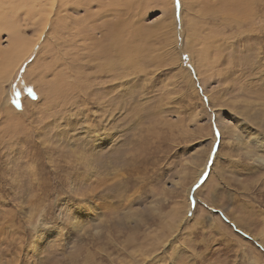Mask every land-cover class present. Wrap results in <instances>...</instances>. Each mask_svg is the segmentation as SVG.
I'll list each match as a JSON object with an SVG mask.
<instances>
[{
  "label": "rangeland",
  "instance_id": "374dc122",
  "mask_svg": "<svg viewBox=\"0 0 264 264\" xmlns=\"http://www.w3.org/2000/svg\"><path fill=\"white\" fill-rule=\"evenodd\" d=\"M31 1L0 22V49L7 22L20 39L9 62L33 47L0 78V264H260L264 0H227L250 8L230 26L218 0H93L46 42Z\"/></svg>",
  "mask_w": 264,
  "mask_h": 264
},
{
  "label": "bare ground",
  "instance_id": "6f19581e",
  "mask_svg": "<svg viewBox=\"0 0 264 264\" xmlns=\"http://www.w3.org/2000/svg\"><path fill=\"white\" fill-rule=\"evenodd\" d=\"M22 1H25V0H0V22H3L2 21V18L5 16V14H4V11H3V9H2V6H4V5H6L7 3H10V4H12L13 2L14 3H17V4H19V5H22L21 4V2ZM45 1V3H43ZM92 1L93 0H32L31 2H30V5H31V3H34L33 4V8L32 9H34L33 10V12H36V14H35V16L38 18H35L34 19V21H35V23H33V24H37L38 23V25H39V30H37L39 33V36H38V39H41V36L43 35V33H44V35H45V38L43 37V39H44V42H46L47 41V38H48V36H47V34H45L46 33V29L48 28V27H50V26H48V24L49 23H51V28H49L48 30L50 31L51 29H52V26H53V17H54V15L56 16V18H59V20H60V22H61V20H66V19H68V18H74L75 16H76V14H80V12H81V10H87V9H89V8H91L92 6ZM227 0H218V3H221L222 4V6L225 8V9H220V7H218L217 5H216V7H217V10L215 11V13L216 14H221V17H222V19H223V21L224 22H226L227 23V25L228 26H230V23L232 22L231 21V19L230 18H233L231 15H230V13L229 12H227V11H230V12H232L234 15H236L237 17H239L238 19H236V20H238V23L237 24H240L241 25V22H240V20L239 19H243L242 17L240 18V16H241V14H244L245 12L246 13H248L249 11H250V8H249V6H242L241 5V3H239V2H235V4H233V3H227L226 2ZM217 3V4H218ZM25 6V5H24ZM32 6V5H31ZM39 6V7H38ZM238 6L240 7V9L238 8ZM5 7V6H4ZM3 7V8H4ZM14 7H16V6H13L12 7V9H11V11H13V8ZM38 7V8H37ZM86 7H87V9H86ZM27 8V7H26ZM65 8H66V10H65ZM22 9V8H21ZM23 10V9H22ZM29 10V9H28ZM27 10V11H28ZM31 10V9H30ZM29 10V11H30ZM225 10H227V11H225ZM26 11V12H27ZM14 12V11H13ZM88 12H90V11H88ZM6 13H7V11H6ZM20 15H22L21 13H19ZM26 14V13H25ZM29 14V13H28ZM27 14V15H28ZM251 14V13H250ZM254 14H255V16H256V13L254 12ZM253 14V15H254ZM7 17H10L11 16V14H8L7 13ZM14 15V14H13ZM26 15V16H27ZM32 15H33V13H32ZM248 15V14H247ZM31 16V15H30ZM225 16H229V17H225ZM12 17V16H11ZM10 17V18H11ZM16 17V16H15ZM24 17V16H23ZM33 17V16H32ZM92 17V16H91ZM90 17V18H91ZM10 18H8V20L10 19ZM14 18V17H13ZM18 18V17H17ZM31 18V17H30ZM34 18V17H33ZM11 20V19H10ZM58 20V19H57ZM13 21V20H12ZM12 21H11V23H12ZM33 21V22H34ZM78 21V20H77ZM87 21V20H86ZM9 23V24H8ZM16 24V23H15ZM56 24V23H55ZM116 24V23H115ZM57 25V24H56ZM64 25V24H63ZM4 26V25H3ZM117 26V25H116ZM66 26H64V28H65ZM5 28H7L8 30H10V35L8 36L9 37V44L12 46L11 47V49H10V51H5V50H2V49H0V78H1V76H2V74H5L6 73V70L7 69H9L8 68V66L7 65H14V62H16V60H18V61H20L21 60V58L24 56V55H27L28 54V52L29 51H31V49L33 48H31V49H23V51L22 52H20L19 53V55L18 56H16V58L14 59V62L12 63L11 61L9 62V60H10V58H11V56L13 55V52L15 51L16 52V50L18 49L17 47L19 46V43H20V39H19V37H18V35H17V32L14 30V28L12 29L11 28V25H10V22H7L6 24H5ZM67 28V27H66ZM87 28V27H86ZM118 28V27H117ZM116 28V29H117ZM38 29V28H37ZM63 29V28H62ZM65 30V29H64ZM92 30V29H91ZM17 31H19V34H20V31L21 30H17ZM63 32V31H62ZM77 32V31H76ZM83 32V30H81V33ZM71 33V31H69V34ZM119 34H117L118 35V38H116L117 37V35H116V33L114 34V35H116V37L114 36V39H113V43H114V45L112 46V47H110V48H108V47H104V48H102L101 49V51H99V53H100V60H103L104 61V63L101 65L103 68H104V70L106 69L107 71L108 70H112V69H115L116 67L115 66H117V65H115V64H113V65H111V64H108L109 62H111V61H109V58L112 60V57H113V55L114 56H116L117 55V53L119 52V50L122 48V42H121V37H120V32H118ZM248 33V32H247ZM72 34V33H71ZM242 34V33H241ZM245 34V33H244ZM43 35V36H44ZM107 35V34H106ZM20 36V35H19ZM77 36V34L74 36V37H76ZM197 36V34H194L193 32H191L190 34H189V37L191 38V41L193 42V38L194 37H196ZM72 37V36H71ZM107 37V36H106ZM249 37V36H248ZM84 40H85V38H84ZM110 40V39H109ZM39 41V40H38ZM71 41V40H70ZM190 41V45L192 44V42ZM1 47V46H0ZM10 47V46H9ZM213 49V48H212ZM25 50V51H24ZM205 51V50H204ZM14 52V53H15ZM26 52V53H25ZM202 52V51H201ZM22 54V55H21ZM21 55V56H20ZM123 55V54H122ZM207 55V54H206ZM20 56V57H19ZM203 56H205V55H203ZM202 56V57H203ZM24 58V57H23ZM22 58V59H23ZM120 58V57H119ZM200 58H201V55H200ZM202 59V58H201ZM203 59H205L204 57H203ZM202 59V60H203ZM108 62V63H107ZM17 64V63H16ZM201 64V63H200ZM199 64V65H200ZM10 67V66H9ZM98 68H101V67H99V65H98ZM205 68V67H204ZM104 73H105V71H104ZM2 80V79H1ZM0 80V81H1ZM123 81V80H122ZM2 82V81H1ZM4 84V83H3ZM39 86V85H38ZM2 95V94H1ZM2 98V97H1ZM104 101V100H103ZM3 106H6V103L4 104L3 103V101H1L0 100V107H3ZM11 109V108H10ZM13 109V108H12ZM261 137V136H260ZM262 138V137H261ZM98 142L99 143H101V144H103L104 142H106V143H109L110 142V139H109V137H108V135H106V136H99L98 137ZM259 140V139H258ZM264 142V141H263ZM262 142V144L264 145V143ZM260 143V142H259ZM98 144V143H97ZM255 155H257V154H255ZM80 161V160H79ZM82 161V160H81ZM256 161L257 162H259V160H258V157H256ZM83 165V164H82ZM214 205V204H213ZM83 211H78V213H77V215H76V217H75V222H74V224H75V227H77V228H80V227H82V225H83V222H84V220H83V218L85 217L84 216V214L82 213ZM86 216H88V215H86ZM85 219V218H84ZM263 237V236H262ZM259 239V238H258ZM260 240V239H259ZM261 240H263V238H261ZM47 241L48 240H45V238H43V236L40 238V240L39 241H37V243H36V251H40L41 249H43L44 248V245L45 244H47ZM263 246V245H262ZM35 246L33 245V248H34Z\"/></svg>",
  "mask_w": 264,
  "mask_h": 264
},
{
  "label": "snow or ice",
  "instance_id": "6c2138e0",
  "mask_svg": "<svg viewBox=\"0 0 264 264\" xmlns=\"http://www.w3.org/2000/svg\"><path fill=\"white\" fill-rule=\"evenodd\" d=\"M175 8L177 10H179L181 8V0H175ZM179 15V11H177V16ZM182 59L186 60L187 57H182ZM111 91H115V89L111 90ZM29 94L33 95V93L31 92V90H29ZM35 98V97H34ZM205 100L207 99L206 97L204 98ZM14 104H16L17 107H19V101H13ZM214 136L217 138L218 141H221V144L215 145L213 152L214 154L217 152H220L222 150V134L221 131L219 130V128L214 129ZM246 138L241 137V142L245 143L246 142ZM253 149H255L254 147H252ZM225 161L228 162V165L231 168H237V167H245V162L242 161L239 157H234V158H224ZM258 160L259 163L254 167V168H249V171L247 173H253V172H259V171H264V152H260L258 151ZM243 173H237L238 176H241ZM203 183V182H202ZM244 192L246 193H251L252 191H254L253 187H245L243 189ZM260 191L264 192V188H261ZM193 207H195V205L193 204ZM206 207V206H205ZM189 216L192 215L191 212L188 213ZM63 219H70L71 218V214H67L66 216L62 217ZM173 247H175V245H173ZM172 249H169V252H171ZM167 255V253H166ZM153 264H159V258L157 260L153 261ZM245 264H247V261L245 262ZM260 264H264V259L261 260Z\"/></svg>",
  "mask_w": 264,
  "mask_h": 264
}]
</instances>
